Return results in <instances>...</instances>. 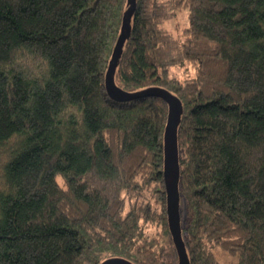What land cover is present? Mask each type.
<instances>
[{"label":"trees","instance_id":"trees-1","mask_svg":"<svg viewBox=\"0 0 264 264\" xmlns=\"http://www.w3.org/2000/svg\"><path fill=\"white\" fill-rule=\"evenodd\" d=\"M126 8L0 0V264H178L163 172L168 105L117 101L105 87ZM180 8L182 41L164 26ZM188 63L195 76L174 75ZM115 80L183 102L190 264H220L216 247L264 264V0H137Z\"/></svg>","mask_w":264,"mask_h":264},{"label":"water","instance_id":"water-1","mask_svg":"<svg viewBox=\"0 0 264 264\" xmlns=\"http://www.w3.org/2000/svg\"><path fill=\"white\" fill-rule=\"evenodd\" d=\"M137 0H127L121 31L114 45L105 75V87L108 95L117 101H129L139 97H158L168 105V118L164 131V181L166 187L167 215L169 229L178 255V264H190L185 240L182 234L181 197H180V160L178 129L184 112L181 98L163 86H150L137 91H129L116 83L115 75L123 54L126 41L131 36L132 19ZM100 264H135L131 260L113 256Z\"/></svg>","mask_w":264,"mask_h":264},{"label":"rangeland","instance_id":"rangeland-1","mask_svg":"<svg viewBox=\"0 0 264 264\" xmlns=\"http://www.w3.org/2000/svg\"><path fill=\"white\" fill-rule=\"evenodd\" d=\"M189 25V10L188 8H180L175 16L164 23V26L169 29L174 37L178 39V41L183 40V30L185 27ZM196 74V69L190 64H184V65H177L175 66L174 75L178 76L181 79L187 78V77H193ZM3 155L2 152H0V163L2 161ZM0 170H1V164H0ZM1 175H0V186H1ZM59 181L62 183V179L59 178ZM149 197V196H148ZM147 198V197H146ZM150 198V197H149ZM154 204H158V202L155 200L154 197L148 199ZM182 212L184 214V206H182ZM157 227L150 226L147 227L148 232H151L150 235L154 234V230ZM214 251L217 255V258L220 262V264H237V257L234 255L229 254L228 252L224 251L220 247L214 248Z\"/></svg>","mask_w":264,"mask_h":264}]
</instances>
